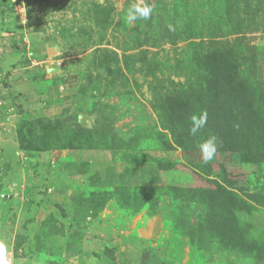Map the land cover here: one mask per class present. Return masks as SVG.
I'll return each instance as SVG.
<instances>
[{
	"label": "rangeland",
	"instance_id": "1",
	"mask_svg": "<svg viewBox=\"0 0 264 264\" xmlns=\"http://www.w3.org/2000/svg\"><path fill=\"white\" fill-rule=\"evenodd\" d=\"M140 2L0 0L11 264H264V0Z\"/></svg>",
	"mask_w": 264,
	"mask_h": 264
},
{
	"label": "clouds",
	"instance_id": "2",
	"mask_svg": "<svg viewBox=\"0 0 264 264\" xmlns=\"http://www.w3.org/2000/svg\"><path fill=\"white\" fill-rule=\"evenodd\" d=\"M155 0H141L140 3H133L127 10L125 15L126 23L133 24L137 20L147 21L151 18L154 12ZM191 126L189 133L196 136L207 123V113L201 112L200 114H193L190 117ZM220 141L216 135H209L198 144L199 152L201 153L202 160L207 163L211 161L218 150ZM0 264H11L6 255V245L0 242Z\"/></svg>",
	"mask_w": 264,
	"mask_h": 264
},
{
	"label": "trees",
	"instance_id": "3",
	"mask_svg": "<svg viewBox=\"0 0 264 264\" xmlns=\"http://www.w3.org/2000/svg\"><path fill=\"white\" fill-rule=\"evenodd\" d=\"M32 146H33V149L37 150V151H43L46 149V147L44 145L42 146V145L38 144V141L36 139H34L32 141Z\"/></svg>",
	"mask_w": 264,
	"mask_h": 264
},
{
	"label": "bare ground",
	"instance_id": "4",
	"mask_svg": "<svg viewBox=\"0 0 264 264\" xmlns=\"http://www.w3.org/2000/svg\"><path fill=\"white\" fill-rule=\"evenodd\" d=\"M131 244V243H130ZM133 246V245H132ZM131 249H132V247H131ZM136 251V250H135Z\"/></svg>",
	"mask_w": 264,
	"mask_h": 264
}]
</instances>
